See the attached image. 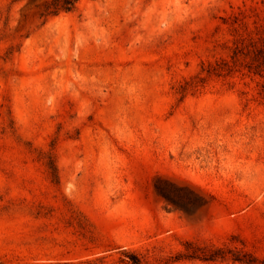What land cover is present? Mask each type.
<instances>
[{"label":"rangeland","instance_id":"rangeland-1","mask_svg":"<svg viewBox=\"0 0 264 264\" xmlns=\"http://www.w3.org/2000/svg\"><path fill=\"white\" fill-rule=\"evenodd\" d=\"M50 1L0 0V264H264V80L206 73L264 0Z\"/></svg>","mask_w":264,"mask_h":264},{"label":"trees","instance_id":"trees-1","mask_svg":"<svg viewBox=\"0 0 264 264\" xmlns=\"http://www.w3.org/2000/svg\"><path fill=\"white\" fill-rule=\"evenodd\" d=\"M78 2L79 0H51L44 5L42 16L74 11ZM246 19H253L252 24L246 22ZM231 25H239L238 28L234 29L236 34L233 41L232 64L226 60L210 64L206 69V73L208 75H221L224 72H232L236 67H242L249 74L258 76L264 80V12L253 10L251 15L241 12L233 16ZM203 81L204 79L195 83H186L183 91H186L190 86L196 88ZM262 88L264 98V81ZM186 257L191 260L199 259L203 261L226 259V255L220 249L210 254H207L202 249H198V251L189 253ZM232 259L241 264H257V259L250 254H244L242 257L234 256Z\"/></svg>","mask_w":264,"mask_h":264}]
</instances>
